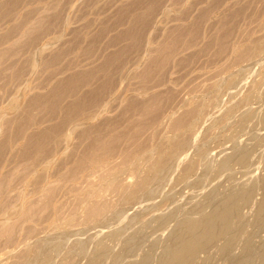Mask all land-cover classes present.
Wrapping results in <instances>:
<instances>
[{
    "label": "rangeland",
    "instance_id": "rangeland-1",
    "mask_svg": "<svg viewBox=\"0 0 264 264\" xmlns=\"http://www.w3.org/2000/svg\"><path fill=\"white\" fill-rule=\"evenodd\" d=\"M132 28L136 33L129 32ZM76 102L78 111L71 109ZM232 102L240 105L231 107ZM201 104L203 113L193 121L191 131L175 132V119ZM262 113L264 0H0V264H41L40 255L54 243L59 253L54 250L49 264H87L96 252L100 264H112L135 238L132 242L135 250L140 249L139 259L154 241L167 237L171 225L158 229V219L176 205L183 212L190 211L211 188L230 194L259 180L264 174L263 142L255 162H235L226 170L214 165L204 186L196 183L206 158H222L225 152L235 151V142L253 144L250 137L264 134V121L259 120ZM42 135L46 137L39 145L42 151L35 150L32 143ZM170 139L183 140L185 151L175 164L162 168L164 182L148 184L147 190L156 192L160 185L157 191H161L142 193L137 202L126 199L128 185L147 176L155 151ZM92 143H107L94 151L97 155L92 153L103 158L81 171L77 180L68 179L70 170L91 154ZM138 147L143 150L127 161L128 152ZM191 157L197 160L196 170L186 174ZM107 166L119 172L112 184L108 179L98 182L93 174L99 168L105 172ZM40 174L46 178L39 179ZM62 176H67L63 182ZM35 178L42 186L39 189ZM88 185L98 190V199L111 204L113 211L100 219L90 218L78 206L76 198L83 197ZM260 197L258 186L256 199ZM120 210L125 213H116ZM126 221L132 223L130 227ZM113 231L125 234L114 241L110 238ZM262 232L252 237L248 264H264ZM101 237H106L104 241L112 248L107 250L112 251L101 254L99 246H94ZM60 243L64 245L61 249ZM244 243L238 241L236 251ZM157 246L152 264H158L162 250ZM215 257L219 264L228 260L218 253ZM63 258L64 263L60 262Z\"/></svg>",
    "mask_w": 264,
    "mask_h": 264
},
{
    "label": "bare ground",
    "instance_id": "bare-ground-1",
    "mask_svg": "<svg viewBox=\"0 0 264 264\" xmlns=\"http://www.w3.org/2000/svg\"><path fill=\"white\" fill-rule=\"evenodd\" d=\"M249 5V4H248ZM260 17V16H259ZM133 27V26H132ZM133 29V28H132ZM137 30V29H136ZM253 30V29H252ZM131 33H136L135 29L129 31ZM129 34V33H128ZM134 37H135V34H134ZM137 38V36H136ZM254 41V40H253ZM257 41V40H256ZM170 46V45H169ZM230 46V45H229ZM167 47V46H166ZM252 47V45H251ZM250 48V46H249ZM160 49V48H159ZM165 49V48H164ZM204 49V48H203ZM248 49V47H247ZM251 49V48H250ZM170 50V49H169ZM243 50H245L243 48ZM259 50L258 47L255 48V52H257ZM246 52L245 53H248L247 51L248 50H245ZM169 52V51H168ZM171 52V51H170ZM172 53V52H171ZM241 55H242V52H240ZM250 53V51H249ZM163 54V53H162ZM165 54V53H164ZM163 54V55H164ZM168 53H166L165 55H167ZM221 54V53H220ZM239 55V57L241 56ZM244 55V54H243ZM249 55V54H248ZM158 57V56H157ZM160 57V56H159ZM238 57V56H237ZM238 57V58H239ZM166 58V57H165ZM163 61V59H161ZM236 60V59H235ZM254 61V60H253ZM253 64V63H252ZM234 82V81H233ZM250 98V96H248L246 99L248 100ZM240 100V99H239ZM238 100V101H239ZM202 102V101H201ZM56 103V101H55ZM235 103V102H234ZM237 103V104H236ZM235 104L236 105H240L239 102H236ZM242 103V102H241ZM197 104V103H196ZM232 104L233 102L231 103V107H232ZM233 104V105H235ZM199 105V103L197 104ZM202 105V104H201ZM203 106V107H202ZM202 106H199V107H195L194 109H190V111H186L184 112L182 115H180L177 119H175V122L173 124V130L176 132L178 131H181V132H187V131H191L192 129V124H193V121L197 119V117H199V114L203 113L201 111H203L202 108H204V105ZM230 107V108H231ZM237 107V106H236ZM79 103L76 102L75 104H73V106H71V109L74 110V111H78L79 110ZM233 110V108H231ZM236 108H234L235 110ZM228 110V109H227ZM230 110V109H229ZM201 112V113H200ZM230 113H231V110H230ZM228 113V114H230ZM256 113V112H255ZM253 113V115H247L245 116L242 120H243V123L245 121H247L248 119H250L251 117L255 116ZM202 115V114H201ZM192 116V117H191ZM260 117V118H259ZM259 120H263L264 121V113H262L261 116H259ZM241 120V122H242ZM258 120V119H257ZM240 122V123H241ZM258 122V121H257ZM256 122V124H258ZM262 122V121H261ZM242 124V123H241ZM240 124V125H241ZM255 124V125H256ZM260 124V122H259ZM263 124V122H262ZM243 127H246L242 124ZM17 128V127H16ZM50 130V129H48ZM47 131V130H45ZM180 132V133H181ZM177 133V134H178ZM255 133V132H254ZM257 134V133H256ZM264 134H261V135H258V137H256L254 135L253 139L252 137H250V139L252 141H254L253 144H247V143H241L238 141V144L237 142L234 143V146L233 147H236L235 151L232 152L231 154L225 152V155L222 156V158H212V156L206 158L205 162H204V165H203V171H202V174L201 176H199L198 180L196 181L197 183V186L199 187H203L204 186V183H206L205 181H207L208 179V176L209 175L208 173L213 170V167L214 165H219L222 169L226 170V169H229L231 168V166L233 167V163L237 162V163H240L242 165H247L251 160H253V162H255L254 158L255 156L257 155V151H258V147L259 145H261V143L263 142L264 143V137L262 136ZM46 136V134H45ZM45 136H39L35 143H32L34 144L35 146V150H38L40 148V150L42 151V148L39 147V145L41 144L42 141H44V138H46ZM179 136V134L177 135ZM182 136V135H181ZM184 136V135H183ZM36 137V136H35ZM176 137V136H175ZM42 138V139H40ZM178 138V137H177ZM188 138V137H187ZM186 139V137L184 136V140ZM35 140V139H34ZM189 140V138H188ZM191 140V139H190ZM187 141V140H186ZM244 142V141H243ZM43 143V142H42ZM188 143V142H187ZM189 144V143H188ZM185 143L183 142V140L179 139V140H175V139H170L169 142L165 143V144H162L159 146V148L155 151V156L156 158L153 160L152 164L149 166L148 168V171H147V176L142 178L141 180H135L134 182H132L130 185H128V189H126L127 193L125 195V198L128 199V200H135L137 199L142 193H153L152 191H154V189L152 188H149L151 190H147L148 187L152 186L150 185L149 183L153 182V181H163V176H164V170H166V167L165 164H169L171 163L173 165V162L176 161V159L178 158V156L182 153V151L184 150L185 151ZM250 145V146H249ZM41 146V145H40ZM101 146L106 147L107 146V143H92L89 145V152L92 150L91 154L89 156H86L87 158L85 159V157L83 158L82 161H79L78 165L73 168L72 170H70V172L68 173V177L67 176H62L60 177L61 178V181H62V178L63 177H67L68 179H76L79 178V173L81 171H83L84 169L90 167L91 164H94L95 162L98 163V158L100 159V157L96 156L97 153L96 152V149L99 147L101 148ZM44 147V146H42ZM230 147V146H229ZM99 150V149H98ZM141 150H143V147H138L137 150H135L134 152H128L127 156L125 157V159L128 161L130 160L132 157H135ZM44 151V150H43ZM46 151V150H45ZM44 151V152H45ZM95 151V152H94ZM228 152V151H227ZM38 153H40L38 151ZM37 153V154H38ZM42 153V152H41ZM92 153H95L96 155L92 154ZM100 153V152H99ZM44 154V153H43ZM46 154V153H45ZM44 154V155H45ZM102 154V153H101ZM42 155V156H44ZM93 155V156H92ZM104 155V154H103ZM41 157V155H39ZM46 156V155H45ZM181 156V155H180ZM197 156V155H196ZM209 156V155H208ZM101 157L103 158V156L101 155ZM150 158H152V156H149ZM182 157V156H181ZM180 157V158H181ZM198 157V156H197ZM215 157V155H214ZM42 158V157H41ZM40 158V159H41ZM45 158V157H44ZM44 158H43V162H44ZM101 158V159H102ZM183 158V157H182ZM192 159H190L188 161V165L186 166V174H191V172L193 173V170H196V165H197V160L195 157H191ZM39 159V160H40ZM85 159V160H84ZM100 159V160H101ZM198 159V158H197ZM38 160V162H40ZM42 160V159H41ZM180 160V159H179ZM259 160V159H258ZM105 164L109 165L108 161L104 162ZM179 163V162H178ZM43 164V163H42ZM99 164L102 166V164L99 162ZM175 164V162H174ZM98 165V164H97ZM99 165V167H100ZM180 165V164H179ZM178 165V166H179ZM264 165V164H263ZM105 165H103L102 167H104ZM177 166V165H175ZM173 167L176 168V167ZM47 167V166H46ZM164 167V168H163ZM185 167V166H184ZM96 168V165L95 167ZM112 168H114V166H107L105 168V172H99L101 170V168H99L100 170L97 172H94L93 174L98 177V182H103L106 181L107 179L109 180V183L112 184L114 183L116 180L119 179L118 175H119V172L116 170L112 171ZM163 168V169H162ZM98 169V168H97ZM87 170V169H86ZM89 170V169H88ZM94 169H92V172H93ZM104 170V169H103ZM250 170V169H249ZM254 170V169H253ZM44 171V170H43ZM46 172V171H44ZM89 172V171H88ZM87 172V173H88ZM91 172V171H90ZM164 172V173H163ZM37 173V172H36ZM40 173H43V172H40ZM168 173V171H167ZM166 173V175H167ZM252 173V172H251ZM92 175V173H90ZM88 173V175H90ZM41 176L38 177L39 179L42 177L43 174H40ZM51 175V174H50ZM66 175V174H64ZM169 175V173H168ZM84 176V175H82ZM81 176V177H82ZM35 177V176H34ZM44 179L46 178L44 175H43ZM174 177V176H173ZM38 178H35V183L37 182L36 180ZM59 178V179H60ZM84 178V177H82ZM43 179V180H44ZM85 179V178H84ZM157 179V180H156ZM66 180V179H64ZM87 180V179H86ZM171 180V179H170ZM169 180V181H170ZM67 181H70L71 180H67ZM74 181V180H72ZM42 181L40 180V183ZM44 182V181H43ZM63 182V181H62ZM61 182V184H62ZM75 182V181H74ZM155 182V183H156ZM164 182V181H163ZM162 182L161 185H164V183ZM257 182L259 184H257ZM253 183V185L247 189H242V190H238L237 192H234V193H230V194H227V193H223V194H220V191L217 190V188H211L207 191L206 195H205V199L204 201H200L199 203H197L193 209H191L190 211L186 210L185 212H183V210H181V207H179L178 205H176L175 209L173 211H171L169 214L167 215H161L162 217H160L158 219V225H157V228L158 229H162L163 227L165 226H170L171 225V228L170 230L167 232L168 235L165 239H161V240H158L157 242L154 241L151 245V247L149 248L148 251H145L143 254H141L140 258L138 259L137 255H139V251L140 249H137L135 250V245H133L134 243L132 241L136 240V238H132L134 240H130L131 242H127L128 239L130 238L129 236L126 238H128L126 240V245H125V249H124V253L120 255V252H118V254L115 256L116 258H114L113 260V263L112 264H152L153 262V258L156 256V253H155V247L157 245H160L162 247V250L158 253L157 255V260H158V264H219L218 263V257H215V254L218 253V256L219 258H226L228 257V260L226 262V264H248L250 263L249 260L250 257L249 255H251L250 253L252 252V237L257 235V233H259L260 231H263L264 232V174L259 178V180ZM39 183V181H38ZM39 183V184H40ZM48 183V182H47ZM87 183V182H86ZM154 183V184H155ZM170 183V182H169ZM49 184V183H48ZM148 184L150 186H148ZM165 184H166V181H165ZM54 185V184H53ZM75 185V184H74ZM74 185L73 187L71 186V190L72 188H74ZM159 185V184H158ZM36 186L37 183H36ZM41 186V184H40ZM38 186V189L39 187ZM47 186V184H46ZM51 186V184H50ZM62 186V185H61ZM75 186H78V185H75ZM85 186V185H84ZM157 189L158 186L154 185ZM258 186H259V189L261 190V197L257 200L256 199V196H257V193H258ZM42 187V186H41ZM81 187V185H80ZM79 187V190H83V187L80 189ZM153 187V186H152ZM154 187V188H155ZM159 187H161L159 185ZM158 187V189H160ZM164 187V186H163ZM166 187V186H165ZM164 187V188H165ZM57 188V187H56ZM61 188V187H60ZM125 188H127V186H125ZM163 188V189H164ZM54 188H52L53 190ZM78 189V188H77ZM157 189V190H158ZM50 190H51V187H50ZM70 190V191H71ZM76 190V187L75 189ZM146 190V191H145ZM155 193H159V191H157ZM77 191L76 190V195H77ZM97 189H90L89 188V185L82 191V194H83V197H80L79 201L78 199L76 198L77 200V204L78 206H82L84 208V210L87 211V215L90 217V218H101V216L106 212H109L111 209H112V206L111 204H108L107 202L105 201H100L98 198H99V195L97 194ZM49 192V191H48ZM54 192V191H53ZM124 192V191H123ZM69 193V192H68ZM80 193V192H79ZM78 193V195H79ZM153 193V194H155ZM49 194V193H48ZM54 194V193H52ZM122 194V192H121ZM55 195V194H54ZM144 196L146 195L143 194ZM142 195V196H143ZM56 196V195H55ZM121 196V195H120ZM127 196V197H126ZM143 196V198H144ZM151 196H153L151 194ZM149 197V196H148ZM75 198V197H74ZM142 198V200H143ZM138 199H141V198H138ZM146 199H147V196H146ZM145 199V200H146ZM141 200V201H142ZM148 200V199H147ZM157 200V199H156ZM124 202V198L122 200H120V202ZM136 201V200H135ZM138 201V200H137ZM136 201V202H137ZM150 201V200H149ZM76 202V201H75ZM127 202V201H126ZM136 202H133V205L134 203ZM61 203V202H60ZM132 203V202H131ZM74 204V203H73ZM125 204V203H124ZM130 204V202H129ZM151 205V204H150ZM75 206V205H73ZM72 206V207H73ZM77 206V208H78ZM178 206V207H177ZM64 207V206H62ZM154 207V206H153ZM51 208H55L54 207H51ZM58 208V206H57ZM71 208V207H70ZM74 208V207H73ZM76 208V207H75ZM132 208V207H131ZM157 208V207H155ZM59 209H60V206H59ZM57 209V210H59ZM72 209V208H71ZM248 210L247 212L245 210ZM54 210V209H53ZM52 210V211H53ZM56 210V211H57ZM77 210V209H76ZM115 210V208H114ZM124 210V209H123ZM123 210H120V211H117L116 213L118 214H121V213H125V211ZM31 211V210H30ZM75 211V210H74ZM79 211V210H78ZM113 211V209L111 210ZM110 211V212H111ZM51 212V211H50ZM59 213V212H58ZM187 213L189 214H193V215H188ZM107 214V213H106ZM127 214V213H126ZM194 214H196V216H194ZM51 215V214H50ZM86 215V216H87ZM116 215V214H114ZM113 215V216H114ZM125 214H123V217H124ZM128 215V214H127ZM181 215H186L184 216L183 219H180V220H177L178 217H180ZM11 215H9L10 217ZM29 216V214H28ZM35 216V215H34ZM109 216V215H108ZM112 216V218H114ZM116 216H119V215H116ZM253 217L252 218V221L250 222V217ZM13 217V216H12ZM10 217V218H12ZM33 217V216H32ZM107 217V216H106ZM106 217H103L106 219ZM122 218V215L120 216ZM129 217L131 219H133L132 216L129 215ZM6 218V217H5ZM4 218V219H5ZM50 218V217H49ZM102 218V219H103ZM129 218V219H130ZM31 219V218H30ZM89 219V218H88ZM98 219V220H99ZM115 219V218H114ZM130 219V220H131ZM157 219V218H156ZM94 220V219H92ZM97 220V219H96ZM97 220V221H98ZM109 220V219H108ZM117 219H115L114 221H116ZM120 220V219H119ZM127 221H129L128 219H126ZM5 221V220H4ZM56 221V220H55ZM103 221V220H102ZM125 221V220H124ZM126 221V222H127ZM87 222V221H86ZM172 222H175L174 225L172 226ZM100 223V222H99ZM125 223V222H124ZM109 224V223H108ZM106 224V225H108ZM126 224V223H125ZM129 224H132V223H128L125 225H129ZM136 224V223H135ZM91 225V224H90ZM123 225V224H121ZM120 225V226H121ZM57 226V225H56ZM60 226V225H59ZM131 225H129L130 227ZM249 226H251V229H248ZM124 227V226H123ZM128 227V226H127ZM126 227V228H127ZM134 227V225H133ZM9 228V227H7ZM59 228V227H58ZM57 228V230H59ZM125 228V229H126ZM132 228V227H131ZM138 228V227H137ZM137 228L135 230H137ZM114 229V228H113ZM120 229V228H119ZM129 229V228H128ZM127 229V230H128ZM63 230V229H62ZM124 230V229H122ZM132 230V229H130ZM10 231V230H9ZM99 231V230H98ZM119 232H121L120 230H118ZM126 231V230H125ZM129 231V230H128ZM245 231H247V234H244ZM105 232V231H104ZM137 232V231H136ZM135 232V233H136ZM262 232V233H263ZM56 233V232H55ZM64 232H62L63 234ZM131 233V232H130ZM134 233V232H133ZM134 233V234H135ZM139 233V232H137ZM166 233V234H167ZM61 234V235H62ZM67 234V233H66ZM113 235L112 237L110 235ZM109 236L111 238V240L114 239V241H116V238L119 239V237H121L120 235H122V233H119L117 234V231H113ZM125 234V233H124ZM124 234L122 236H124ZM134 234L132 237H134ZM165 234V233H164ZM163 234V235H164ZM244 234V235H243ZM54 235V234H53ZM57 235V234H56ZM100 235V234H99ZM136 235V234H135ZM140 235V233L138 234V236ZM243 235V237H242ZM7 236V235H6ZM55 236V235H54ZM59 236V235H58ZM63 236V235H62ZM67 236L64 234V237ZM82 236V235H81ZM93 236V235H92ZM108 236V237H109ZM141 236V235H140ZM139 236V237H140ZM8 237V236H7ZM51 237V236H50ZM60 237V236H59ZM142 237V236H141ZM140 237V238H141ZM54 238V237H53ZM57 240L59 239L58 237H56ZM54 238V241L55 239ZM95 238V237H94ZM106 237H101L99 240L97 241H94L96 239H94L93 241V244H96L94 246L98 247L99 251H102L101 254H106L108 251H110L112 248L109 247V244H107L104 240ZM124 238V237H122ZM121 238V240H122ZM255 238V237H254ZM259 238V237H258ZM49 239V238H48ZM47 239V240H48ZM52 239V238H51ZM62 239V238H61ZM59 239V240H61ZM66 239V238H65ZM108 241H109V238H107ZM125 239V238H124ZM123 239V241H124ZM242 240H245V243L243 244V247L236 251L237 250V247H236V244L238 241H241ZM56 240V241H57ZM110 240V241H111ZM220 240H222V242H220ZM52 240H50V243H51ZM53 241V243H54ZM55 241V242H56ZM66 241V240H64ZM64 241L62 244H64ZM80 241V240H79ZM79 241L77 242L78 245H79ZM82 241V240H81ZM142 241V239L140 240V242ZM259 241V240H258ZM261 241V240H260ZM49 242V241H48ZM60 242V241H59ZM62 242V240H61ZM73 242V241H72ZM83 242V241H82ZM113 242V241H112ZM120 242V241H118ZM139 242V241H137ZM143 242V241H142ZM49 243V244H50ZM52 243V244H53ZM66 243V242H65ZM70 243V242H69ZM75 243V242H74ZM98 243V244H97ZM148 243V242H147ZM219 243V244H217ZM254 243V242H253ZM51 244V245H52ZM55 244V243H54ZM54 244L53 246H49L50 248H48L46 251H44L42 248H44V243H43V247L41 249H39V251H44V253H42L43 255H40V257L42 256L43 257V261H42V258H41V261L43 263L41 264H47L48 261H50L49 259L52 257V254L54 252ZM61 243L58 245H62ZM124 244V243H123ZM140 244V243H139ZM138 244V245H139ZM257 244V242H256ZM259 244V243H258ZM262 244V242L260 243ZM71 245V244H70ZM121 245V244H120ZM89 246V244H88ZM87 246V247H88ZM90 246H91V241H90ZM89 246V247H90ZM93 246V247H94ZM141 246V245H140ZM254 246H255V243H254ZM64 247V245H62V248ZM88 247V249H90ZM109 248H111L110 250H107ZM120 247V246H119ZM122 247V246H121ZM158 247V246H157ZM156 247V248H157ZM261 247V246H260ZM263 247V246H262ZM261 247V249H262ZM33 248V247H31ZM37 248V247H36ZM80 248V247H79ZM127 248V249H126ZM258 248V247H256ZM264 248V247H263ZM29 250H27L26 255L27 253L30 251V248H27ZM35 249V248H34ZM33 249V250H34ZM59 249V248H57ZM60 249H61V246H60ZM85 249V248H83ZM92 249V248H91ZM97 249V248H96ZM117 249V247H116ZM160 249V248H159ZM36 250V249H35ZM64 250V249H63ZM63 250L61 252H63ZM69 250V249H68ZM75 250V248H74ZM73 250V251H74ZM82 250V249H81ZM93 250V249H92ZM118 250V249H117ZM158 250V249H157ZM40 251V252H41ZM57 251V250H56ZM59 251V250H58ZM57 251V252H58ZM65 251V250H64ZM112 251V250H111ZM31 252H33L31 250ZM38 252V251H37ZM60 252V254H62ZM71 252V251H70ZM77 252V251H76ZM76 252L74 254H76ZM80 252V250H79ZM84 252V251H83ZM94 252V251H93ZM115 252V251H114ZM112 252V253H114ZM117 252V251H116ZM263 252H264V249H263ZM23 253V254H25ZM36 252H34L35 254ZM59 253V252H58ZM73 253V252H72ZM71 253V254H72ZM122 253V252H121ZM204 254V256H201V254ZM215 253V254H214ZM33 253H31L32 255ZM39 254V253H38ZM84 254V253H82ZM81 254V255H82ZM91 254V253H90ZM96 256L92 257L91 258V255H90V259L87 261V264H100L101 261L100 259L98 258V254L97 252L95 253ZM100 254V255H101ZM116 254V253H115ZM253 254V253H252ZM56 255V254H54ZM58 255V254H57ZM80 255V254H78ZM85 255V254H84ZM23 256V255H22ZM30 256V254L28 255ZM69 256V254H68ZM83 256V255H82ZM82 256H81V259H82ZM87 256H88V252H87ZM110 256V255H109ZM107 257L110 258V257ZM114 256V255H113ZM137 256V257H136ZM59 257V256H58ZM57 257V258H58ZM75 257V256H74ZM80 257V256H78ZM25 258V257H24ZM35 258V257H34ZM39 258V257H38ZM56 258V257H54ZM85 258V257H84ZM252 258V256H251ZM31 259V258H30ZM37 260V257L35 258ZM35 259H32L35 261ZM60 259V258H59ZM64 259V258H63ZM39 260V259H38ZM37 260V261H38ZM52 260H55V259H52ZM68 260V259H67ZM69 261V260H68ZM30 262V260H29ZM39 262V261H38ZM56 262H57V259H56ZM60 262H65V259L63 261H60ZM84 262V261H83ZM106 262V261H105ZM104 262V264H106ZM253 262V260H252ZM37 263V262H36ZM55 263V262H54ZM222 263V262H221ZM49 264V263H48ZM61 264V263H60ZM108 264V263H107ZM155 264H156V261H155Z\"/></svg>",
    "mask_w": 264,
    "mask_h": 264
}]
</instances>
